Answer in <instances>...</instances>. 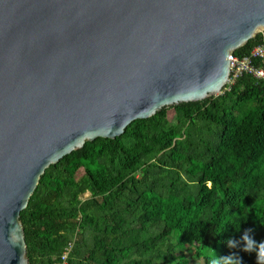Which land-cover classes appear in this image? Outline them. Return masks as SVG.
<instances>
[{
    "label": "water",
    "instance_id": "water-1",
    "mask_svg": "<svg viewBox=\"0 0 264 264\" xmlns=\"http://www.w3.org/2000/svg\"><path fill=\"white\" fill-rule=\"evenodd\" d=\"M264 0H0V264L45 169L136 119L221 93Z\"/></svg>",
    "mask_w": 264,
    "mask_h": 264
},
{
    "label": "trees",
    "instance_id": "trees-1",
    "mask_svg": "<svg viewBox=\"0 0 264 264\" xmlns=\"http://www.w3.org/2000/svg\"><path fill=\"white\" fill-rule=\"evenodd\" d=\"M263 38L264 32H258L233 54L248 55ZM253 63L264 69V58ZM169 108L175 121L167 117ZM169 108L133 120L114 139L85 141L45 169L20 211L29 264L52 263L75 226L90 222L96 230L93 242L82 255L80 235L69 264H81L72 256L120 264L172 234L179 246L195 245L203 264H264V80L242 74L216 96ZM197 128L212 138H193ZM144 159L152 161L138 179ZM86 190L91 199L80 201L78 195ZM122 197L132 200L125 208L132 207L136 228L115 209ZM90 203L110 211L108 224L87 212ZM155 224L159 231L151 235L147 226ZM131 264L148 261L133 259Z\"/></svg>",
    "mask_w": 264,
    "mask_h": 264
},
{
    "label": "rangeland",
    "instance_id": "rangeland-1",
    "mask_svg": "<svg viewBox=\"0 0 264 264\" xmlns=\"http://www.w3.org/2000/svg\"><path fill=\"white\" fill-rule=\"evenodd\" d=\"M216 95H213V96H216ZM167 117L170 121H175V111L173 108H169L167 110ZM199 129L201 130V132H199ZM196 137L212 138V135L206 130H202V128H197L196 132L193 133V138H196ZM196 151L199 152V149H196ZM145 160L146 159L143 160L140 168L135 174V176L138 179L142 178V174L144 173L146 169H148L150 162L152 161V160L150 161H145ZM82 175H83V172L79 171L77 176L80 177ZM181 177L182 179H186V176L184 174L183 176L181 175ZM185 181L188 182V180H185ZM166 182H167L166 179L162 181L163 184ZM188 184H191V183H188ZM146 191H147V194L149 195V188L148 189L146 188ZM78 199L80 201L90 200L91 199L90 192L86 190L85 192L80 193L78 195ZM95 200L98 204L102 203V200L100 197H96ZM127 203L131 205L132 200L127 197H122L119 206L115 207V209L118 210V213L121 216L127 217L129 221H131L132 219L133 222L132 223L129 222L128 225L129 227L136 228L138 227V223L136 222V220L134 221L135 216L133 215V209L132 207L125 208V204ZM93 205H94L93 203H90L88 205L87 212L96 215V217L98 216L99 222L101 224H108L109 223L108 217H109L110 211H108V209L100 210L99 208ZM81 214L82 213L79 212L75 221L76 220L79 221ZM122 225L124 229H127V224L123 223ZM94 227H95V224L92 222H90L85 227L75 226L74 230L72 231L70 235L71 239L68 242L67 248L72 249L73 245H75V242L79 240L80 235H81L82 241L79 243V249L81 250L82 255H86L87 249L90 248L93 242L92 238L96 234V230ZM147 230L149 234L154 235L155 233L159 231V224H155L150 227L147 226ZM118 231L120 230L118 229ZM155 244L156 245H153L151 250L146 251L145 253L140 254V255L133 254L128 259L121 261L120 264H131L133 259H136V260L146 259L148 261V264H179L178 262H182L183 264H203V260L197 257L196 255V246L195 245L179 246L173 234L171 235V238L166 240L164 243H155ZM71 259L75 263L81 262V264H98L94 260L93 261H86V260L81 261V259L75 256H72ZM68 264H69V260H68Z\"/></svg>",
    "mask_w": 264,
    "mask_h": 264
},
{
    "label": "built area",
    "instance_id": "built-area-1",
    "mask_svg": "<svg viewBox=\"0 0 264 264\" xmlns=\"http://www.w3.org/2000/svg\"><path fill=\"white\" fill-rule=\"evenodd\" d=\"M257 58H264V38L259 44L255 45L246 56L238 57L233 53L229 55L230 73L226 85L233 84L242 74H249L256 79L264 80V69L253 63V60ZM70 250L71 248L66 247L50 264H68Z\"/></svg>",
    "mask_w": 264,
    "mask_h": 264
}]
</instances>
